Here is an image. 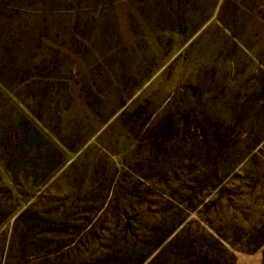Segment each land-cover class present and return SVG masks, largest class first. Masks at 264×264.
Masks as SVG:
<instances>
[{"label": "rangeland", "instance_id": "rangeland-1", "mask_svg": "<svg viewBox=\"0 0 264 264\" xmlns=\"http://www.w3.org/2000/svg\"><path fill=\"white\" fill-rule=\"evenodd\" d=\"M0 264H264V0H0Z\"/></svg>", "mask_w": 264, "mask_h": 264}]
</instances>
